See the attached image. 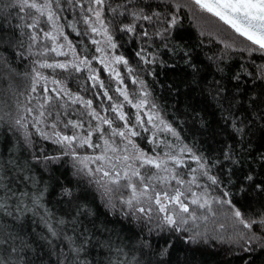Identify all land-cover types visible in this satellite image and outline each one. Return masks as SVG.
<instances>
[{
  "label": "snow or ice",
  "instance_id": "6c2138e0",
  "mask_svg": "<svg viewBox=\"0 0 264 264\" xmlns=\"http://www.w3.org/2000/svg\"><path fill=\"white\" fill-rule=\"evenodd\" d=\"M185 17L201 36L211 18L231 29L223 48L204 54L208 64L185 42ZM69 28L95 47L91 58L83 40L69 39ZM129 45L136 46L135 68L121 51ZM177 58L189 70L190 86L219 113L213 124L203 109L192 110L191 142L178 131L189 121L167 120L141 75L158 83L157 66ZM25 60L21 73L14 64ZM94 61L117 82L123 100L109 95ZM121 65L137 86L134 95ZM0 70L29 88L15 115L5 114L0 133L7 145L0 150V219L12 221V230L0 227V264H51L53 255L55 264H113L111 256L89 259L93 248L128 256L80 190L55 175L53 166L65 164L103 188L105 207L119 204L139 224L131 261L116 264H193L189 252L217 244L228 245L225 255L238 264H264V151L254 144L259 133L264 147V0H0ZM73 81L78 91L69 87ZM93 88L102 90L93 99L80 94ZM96 98L108 106H94ZM126 104L135 112H125ZM37 136L55 146L51 154L37 147ZM54 184L66 206L62 215L48 206ZM29 216L42 225L31 235L24 231ZM209 217L224 221L212 233L198 226Z\"/></svg>",
  "mask_w": 264,
  "mask_h": 264
},
{
  "label": "trees",
  "instance_id": "16d2710c",
  "mask_svg": "<svg viewBox=\"0 0 264 264\" xmlns=\"http://www.w3.org/2000/svg\"><path fill=\"white\" fill-rule=\"evenodd\" d=\"M206 27H208L207 29H210L211 32H218L222 37L217 38L212 33L209 34L214 35L215 37L207 34L201 36L200 29L194 26V22L189 20L187 17L184 19V28L181 30L185 37V42L195 48V51L199 54L198 61L203 64H208V61L204 55L205 53L211 55L212 52L223 48L221 41L230 40L233 35L231 29H228L226 25H223V23L218 21L216 18H211V21L206 25ZM66 33L68 36H70L75 44H79V42L83 40L84 44L88 46L89 58H91V55L95 54V47L91 45L90 41L86 37L78 36L70 28L66 29ZM197 45H199V47H196ZM135 47V45H129L126 49L121 50L129 58L130 64L134 68L136 67V61L132 56V52ZM27 64V60H25L23 63L16 61L14 66H16L17 70L22 73L26 70L25 66ZM171 65H175V67H171ZM156 71L159 73L158 83H153L152 77L150 76H143V74L141 75L150 84L153 91V96L157 98L156 102L162 106L164 109L163 114L169 121L176 119H187L189 121L188 123L184 124L182 128L178 126V131H180L185 142H191L193 139V129L191 127L190 120L193 109L196 111L203 109L205 120H208L213 124L218 122L219 113L214 111L213 106L209 103L208 98L205 95H201V90L199 87L194 85L190 86L189 70L183 65L182 62H179L178 58L175 61L169 60L168 65L164 67L157 66ZM211 71H213V69L209 68V72ZM207 79H211V76L209 75ZM80 80L82 81L83 78L81 77ZM169 84L173 85L171 91H169L167 88V85ZM70 85H72V83H70ZM87 87H91V81L88 82ZM74 89L79 90L76 86H74ZM28 92V83L22 77H13L11 80H9L6 73L3 70H0V116H4V121H0V133H3L7 129L6 121L8 120V116L5 114L11 113L12 115H15L17 101L23 104L25 99L24 95H27ZM82 93L89 98H91L93 95L91 91ZM34 139L36 140L37 147L44 146L50 154L52 153V150L55 146L49 141H44L38 136ZM219 139L220 138L218 137L217 144L219 143ZM261 143L262 142L260 140L259 133H257V136L254 140L255 147L259 151H264V147L261 146ZM6 147L7 145L0 144V150H4ZM201 149L205 152H209V144H201ZM53 167L57 169L55 175L59 177V180L64 184L73 187L74 189H79L80 191L78 195L80 198L82 200L88 201L97 211L99 216L97 223L104 221L107 223L110 229H114L113 240L115 242V246L122 248L124 253H129L128 256L125 257L123 254L118 255L115 252V249L112 253H109L104 249L93 248L91 250L89 259L94 261L105 260L107 257L111 256L113 264H116L118 260L122 261L124 259H128L131 261L132 254L130 253V249L137 244L139 224L133 219L126 218L121 214L112 212L108 207H105V204L100 198L97 189L93 187V185L89 184L86 178L81 180L80 177L74 176L73 169L71 168L70 164H65L64 166L60 167L54 165ZM48 175V173L44 174L45 180L48 179ZM228 190L234 193L236 192L235 188ZM58 192L59 184H54V186L50 189L49 196L47 197L48 206L52 208V210L56 212L57 215H62L66 206L63 203L58 202ZM236 198H239V194H237ZM34 220L36 221L35 223H33ZM214 222L215 224H212L209 227L207 226V229L210 233H212L213 229L218 230V225L224 221L220 218H216ZM0 227H7L9 230H12V221L8 218L0 219ZM41 228L42 225L39 224L38 218L29 216L24 231L31 235L33 230H35V232H39ZM117 234L119 238H117ZM183 247L185 246L181 245V248ZM191 247L196 246L193 245ZM227 247L228 245L226 244H217L215 247L209 248L203 254L201 252H189L188 256L193 260V264H226V262H229V264H238V262L234 261L232 257L225 255L224 249ZM180 255L181 258H183V252H181ZM45 259H48V257H45ZM55 262L56 257L53 255L51 257V264H55Z\"/></svg>",
  "mask_w": 264,
  "mask_h": 264
},
{
  "label": "rangeland",
  "instance_id": "374dc122",
  "mask_svg": "<svg viewBox=\"0 0 264 264\" xmlns=\"http://www.w3.org/2000/svg\"><path fill=\"white\" fill-rule=\"evenodd\" d=\"M208 27H204V31H205V34L207 35H210V36H213V37H217V38H220L222 37L218 32H214V31H210V29H207ZM209 33H212L214 35H211ZM70 40H72L70 38V36H68ZM73 41V40H72ZM74 43V42H73ZM54 55V54H53ZM131 65V64H130ZM93 66L100 69V72H99V76H100V79L104 81L105 83V86L108 88L109 90V95L113 96V99L114 100H117V102L123 100V97H120L118 93L115 92V88L117 87V82L109 76L108 72L106 71H103L102 70V66L99 65V63L97 61H94L93 62ZM132 66V65H131ZM118 67V71L125 76V84L127 85V88H128V91L129 93H132L133 95L135 94L136 92V88L137 86L133 85L132 82H131V78L127 77V69H125L122 65L121 66H117ZM133 67V66H132ZM47 74L48 75H51V70H47ZM57 78H61V77H57ZM143 78V77H142ZM72 85L69 84V87L75 92V91H78V90H75L74 89V86L77 87V82L76 81H73L71 82ZM49 87H51V85H49ZM93 91V92H92ZM97 91H102L101 89H98V88H93L91 90V93L94 95L95 92ZM81 95H83L86 99H93V95L91 98L85 96L82 92L80 93ZM28 95V94H27ZM27 95H24L25 96V99H24V102H26V97ZM102 103L104 106H108L109 104V101H107L106 98H96L94 99V106H97L98 104ZM97 110L99 111V107H97ZM124 111L125 112H128L129 114H132L135 112V109L131 108L130 105H125L124 107ZM165 116V115H164ZM166 118V117H165ZM167 119V118H166ZM168 120V119H167ZM141 147H144L143 144H141ZM92 152V149H87V153H91ZM87 179V178H86ZM91 185H93V187H95L97 189V191L99 192V195H100V198L103 200L104 204H105V196H104V190L103 188H100L98 187L95 183H91ZM217 194V193H216ZM109 208V207H108ZM112 212H116L118 214H121V210H120V206L119 204H117L116 206V209L115 210H112L111 208H109ZM122 215V214H121ZM126 218H130L132 219L131 217H126ZM134 220V219H133ZM135 221V220H134ZM215 219H213L212 217H209V220L205 223L204 221H199L198 222V226H199V229L200 230H204L205 228L207 229V226H211L212 224H215ZM218 224V223H217ZM219 226V225H218ZM193 227H196V225H193ZM208 230V229H207Z\"/></svg>",
  "mask_w": 264,
  "mask_h": 264
}]
</instances>
